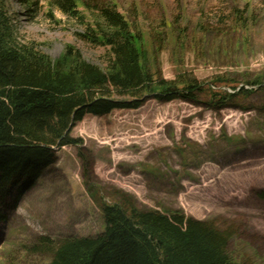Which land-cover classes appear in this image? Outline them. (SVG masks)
<instances>
[{"label": "rangeland", "instance_id": "374dc122", "mask_svg": "<svg viewBox=\"0 0 264 264\" xmlns=\"http://www.w3.org/2000/svg\"><path fill=\"white\" fill-rule=\"evenodd\" d=\"M80 1L115 3L148 37L164 78L254 91L222 103L209 95L148 99L137 109L87 114L71 132L82 146L57 150L15 206L12 198L0 205V264H47L46 243L100 234L101 201L123 192L140 209L180 210L231 231L230 257L264 264V0ZM6 10L19 43L53 59L71 44L106 68L105 48L81 38L84 25L48 0H6Z\"/></svg>", "mask_w": 264, "mask_h": 264}, {"label": "trees", "instance_id": "16d2710c", "mask_svg": "<svg viewBox=\"0 0 264 264\" xmlns=\"http://www.w3.org/2000/svg\"><path fill=\"white\" fill-rule=\"evenodd\" d=\"M48 2L84 25L80 37L105 48L107 66L86 60L71 44L53 59L19 43L6 0H0V205L12 198L10 205L15 206L54 165L57 150L82 146V139L71 132L87 114L137 109L148 99L193 102L209 95L222 103L254 91L235 86L232 92H222L184 74L164 78L150 59L148 37L115 3ZM259 195L264 198V192ZM101 209L104 230L96 236L63 238L54 247L46 243L53 255L47 264H243L229 255L231 231L211 221L180 210L140 209L124 192L117 201H101ZM5 219L0 212V220Z\"/></svg>", "mask_w": 264, "mask_h": 264}]
</instances>
